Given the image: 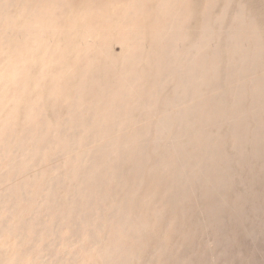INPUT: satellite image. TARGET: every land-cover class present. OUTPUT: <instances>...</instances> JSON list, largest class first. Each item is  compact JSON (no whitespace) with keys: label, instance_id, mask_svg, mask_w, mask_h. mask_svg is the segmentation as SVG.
<instances>
[{"label":"bare ground","instance_id":"bare-ground-1","mask_svg":"<svg viewBox=\"0 0 264 264\" xmlns=\"http://www.w3.org/2000/svg\"><path fill=\"white\" fill-rule=\"evenodd\" d=\"M250 1L0 0V264L261 263Z\"/></svg>","mask_w":264,"mask_h":264},{"label":"rangeland","instance_id":"rangeland-1","mask_svg":"<svg viewBox=\"0 0 264 264\" xmlns=\"http://www.w3.org/2000/svg\"><path fill=\"white\" fill-rule=\"evenodd\" d=\"M246 1H247V0H246ZM248 1H250V0H248ZM254 1H256V0H252V1H250L251 4H252V3L254 4V3H255ZM263 1H264V0H262L261 3H262ZM250 2H249V3H250ZM256 3H257L258 5L261 4V3H260V0H258V2L256 1ZM256 3L254 4L255 6H257ZM254 5H253V6H254ZM116 53H118V49H117V52H116ZM49 170H51V169H49ZM44 181H45V179H44ZM94 257H95V256L89 254L88 257H87V260H93ZM260 261H261L260 264H264V257H263V256H262V257L260 256Z\"/></svg>","mask_w":264,"mask_h":264}]
</instances>
